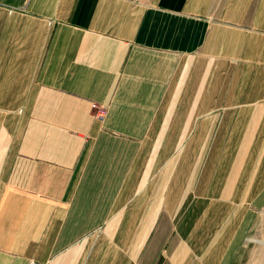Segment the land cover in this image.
<instances>
[{
  "label": "crops",
  "instance_id": "obj_1",
  "mask_svg": "<svg viewBox=\"0 0 264 264\" xmlns=\"http://www.w3.org/2000/svg\"><path fill=\"white\" fill-rule=\"evenodd\" d=\"M263 208L264 0H0V264H249Z\"/></svg>",
  "mask_w": 264,
  "mask_h": 264
},
{
  "label": "rangeland",
  "instance_id": "obj_2",
  "mask_svg": "<svg viewBox=\"0 0 264 264\" xmlns=\"http://www.w3.org/2000/svg\"><path fill=\"white\" fill-rule=\"evenodd\" d=\"M253 255L249 264H264V219L253 236Z\"/></svg>",
  "mask_w": 264,
  "mask_h": 264
},
{
  "label": "built area",
  "instance_id": "obj_3",
  "mask_svg": "<svg viewBox=\"0 0 264 264\" xmlns=\"http://www.w3.org/2000/svg\"><path fill=\"white\" fill-rule=\"evenodd\" d=\"M92 108L93 110L96 111V116L99 118V119H102L106 113V108L105 107H102L100 105H96V104H93L92 105ZM263 212H264V208H263Z\"/></svg>",
  "mask_w": 264,
  "mask_h": 264
}]
</instances>
